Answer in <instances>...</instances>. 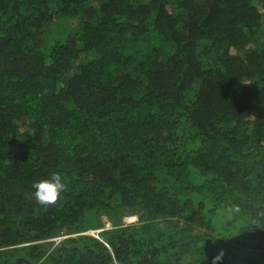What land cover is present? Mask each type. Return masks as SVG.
<instances>
[{
    "label": "trees",
    "instance_id": "trees-1",
    "mask_svg": "<svg viewBox=\"0 0 264 264\" xmlns=\"http://www.w3.org/2000/svg\"><path fill=\"white\" fill-rule=\"evenodd\" d=\"M0 264H264V0H0Z\"/></svg>",
    "mask_w": 264,
    "mask_h": 264
},
{
    "label": "clouds",
    "instance_id": "clouds-1",
    "mask_svg": "<svg viewBox=\"0 0 264 264\" xmlns=\"http://www.w3.org/2000/svg\"><path fill=\"white\" fill-rule=\"evenodd\" d=\"M35 198L41 204H53L65 191L66 184L59 173H54L50 178L42 181H37L34 184ZM219 260L220 257L215 258Z\"/></svg>",
    "mask_w": 264,
    "mask_h": 264
},
{
    "label": "rangeland",
    "instance_id": "rangeland-1",
    "mask_svg": "<svg viewBox=\"0 0 264 264\" xmlns=\"http://www.w3.org/2000/svg\"><path fill=\"white\" fill-rule=\"evenodd\" d=\"M130 215H126V216H124L123 217V220L124 219H127L128 217H129ZM101 219H102V221H103V226L101 227V228H98V229H90V230H87L85 233H88V234H91V235H93V236H95V237H100L99 236V232L101 231V230H103L104 228H110L109 226H110V224H111V222L110 221H107L106 219V217L104 216V215H102L101 216ZM125 225H127V224H129L128 222H123ZM67 236H69V234H63V235H61L60 237H56V238H54V239H52V240H56V241H59L61 238H64V237H67Z\"/></svg>",
    "mask_w": 264,
    "mask_h": 264
},
{
    "label": "built area",
    "instance_id": "built-area-1",
    "mask_svg": "<svg viewBox=\"0 0 264 264\" xmlns=\"http://www.w3.org/2000/svg\"><path fill=\"white\" fill-rule=\"evenodd\" d=\"M136 220H137L136 216H134V215H130L127 219H124L123 222H128V223L130 224V223L135 222ZM110 226H111V225H110ZM110 226H109V227H110Z\"/></svg>",
    "mask_w": 264,
    "mask_h": 264
}]
</instances>
